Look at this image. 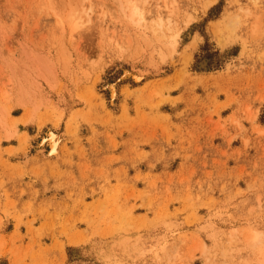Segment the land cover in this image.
<instances>
[{
	"label": "rangeland",
	"instance_id": "obj_1",
	"mask_svg": "<svg viewBox=\"0 0 264 264\" xmlns=\"http://www.w3.org/2000/svg\"><path fill=\"white\" fill-rule=\"evenodd\" d=\"M0 264H264V0H0Z\"/></svg>",
	"mask_w": 264,
	"mask_h": 264
},
{
	"label": "bare ground",
	"instance_id": "obj_2",
	"mask_svg": "<svg viewBox=\"0 0 264 264\" xmlns=\"http://www.w3.org/2000/svg\"><path fill=\"white\" fill-rule=\"evenodd\" d=\"M139 14V13H138ZM135 15H137V11H135V10H132L131 11V19L132 18H134V16ZM139 16V15H138ZM154 17L156 18V19H158V21L159 20H161V15L160 14H158V13H156L155 15H154ZM142 18V17H141ZM139 20H140V16H139ZM112 92V91H111ZM112 96V95H111ZM111 101V100H110ZM53 136H51V138H50V140L48 141L49 142V146H50V152H49V154L48 155H56V142H55V140H53V138H52ZM58 142V141H57Z\"/></svg>",
	"mask_w": 264,
	"mask_h": 264
}]
</instances>
